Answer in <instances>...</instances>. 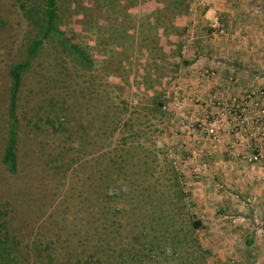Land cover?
<instances>
[{"label":"rangeland","instance_id":"374dc122","mask_svg":"<svg viewBox=\"0 0 264 264\" xmlns=\"http://www.w3.org/2000/svg\"><path fill=\"white\" fill-rule=\"evenodd\" d=\"M125 1L58 0L61 28L90 53L93 69L76 65L54 41L45 43L19 92L20 165L13 174L1 161L8 71L25 57L35 30L18 0H0V210L17 236L16 252L24 264H84L95 234L97 264H214L203 230H180L171 238L166 231L170 216L181 220L171 211L173 173L186 194L187 210L197 218L179 173L176 121L167 102L173 101L195 40L221 39L228 34L226 25L215 13L225 33L212 36V17L193 21L195 11L207 7L195 1L191 8L189 0L187 14L177 21L180 33L171 41L158 38L167 53L154 56L151 70L155 44L147 36L161 30L146 21L148 4L129 0L125 7ZM189 36L193 41L182 51ZM48 118L61 126L54 129ZM85 197L101 205L95 234L93 217L84 213ZM140 230L145 235L136 242ZM142 249L148 258L139 260Z\"/></svg>","mask_w":264,"mask_h":264},{"label":"crops","instance_id":"0c3cea01","mask_svg":"<svg viewBox=\"0 0 264 264\" xmlns=\"http://www.w3.org/2000/svg\"><path fill=\"white\" fill-rule=\"evenodd\" d=\"M202 11L193 12L194 22L218 13L228 34L195 40L167 102L176 121L179 173L213 263L264 264V152L259 161L246 162L244 146L228 130L218 142L191 126L215 95H229L224 86L231 78L232 93L264 88V0H217ZM205 69L214 76L203 75Z\"/></svg>","mask_w":264,"mask_h":264},{"label":"trees","instance_id":"16d2710c","mask_svg":"<svg viewBox=\"0 0 264 264\" xmlns=\"http://www.w3.org/2000/svg\"><path fill=\"white\" fill-rule=\"evenodd\" d=\"M129 0H126L123 5L127 7ZM135 3L148 4L147 9L149 13L145 15L146 21H150V26L154 27L155 30L160 29V34L157 36H147V38L155 44V51L150 52L153 57L151 70L153 66L157 64L154 56H163L167 53V47L164 44L158 45V38L164 36L169 37L170 41L175 37V34L180 33V27L177 21L185 16L189 9V0H152L147 3V0H132ZM19 7L26 16L28 22L32 25L35 30V34L31 37L30 41L26 45L25 57L19 61L13 63L9 68V89H8V104H7V121L8 129L5 140L4 151L1 157L2 163L10 173H17L19 169V155H18V138H19V118H18V101L19 92L22 86L24 74L32 69L33 59L37 57L41 49L46 42L54 41L63 53H66L71 57L73 62L83 67L86 70L93 69V58L85 48L76 43L71 36H69L65 30L61 28V17L59 13L58 0H18ZM122 3V2H120ZM132 5V3H131ZM130 25V24H129ZM127 28V26H126ZM134 29V28H133ZM144 40L143 34H138ZM146 37V36H145ZM178 43V42H177ZM177 46V45H176ZM168 49H171L169 47ZM185 63L189 61L184 60ZM122 69V63L116 67L114 71L119 72ZM124 69V68H123ZM150 70V71H151ZM122 73L121 75H123ZM158 106L155 105L154 111L158 110ZM46 123L57 130L61 126V122L55 120L46 119ZM93 172V171H92ZM173 185L176 186L174 199L171 200L174 210L181 217L180 224L174 221L173 216L168 218V224L166 231L171 238L175 234H180L181 231L186 230H197L201 227L202 222L198 218H193L187 210L186 194L178 184V178L173 173ZM176 199V200H175ZM87 201V202H86ZM101 211V205L98 202H93L90 197H85L84 200V213L89 217H93V233L95 234L99 230V225L94 224L98 221L97 214ZM143 222V218H141ZM176 223L179 226H175ZM190 223L189 227H186ZM145 235V231L136 232V242ZM96 234L92 238L95 240L91 252L84 258V264H97L100 261L98 257L100 250L98 249V240ZM19 241L17 236L11 231L8 220L3 217L0 210V264H24V259L19 257L16 250ZM36 246V244L34 243ZM197 250L200 255L204 252L203 248L199 243L196 244ZM175 252V251H174ZM40 254V253H39ZM144 254V255H143ZM149 253L139 254L138 259L142 260V257L148 258ZM41 255V254H40Z\"/></svg>","mask_w":264,"mask_h":264},{"label":"built area","instance_id":"2783aa9c","mask_svg":"<svg viewBox=\"0 0 264 264\" xmlns=\"http://www.w3.org/2000/svg\"><path fill=\"white\" fill-rule=\"evenodd\" d=\"M195 1L208 9L217 0H191V8L196 6ZM208 24L212 36L225 33L224 24L217 16H213ZM192 41V36H189L182 51L187 50ZM214 74L210 69L203 71L207 77H213ZM234 86L231 78L224 86L229 95H215L208 103L206 112L194 120L191 126L218 142L222 140L223 131L228 130L236 136L237 143L245 148L240 153L241 159L255 163L263 157L264 152V88L232 93Z\"/></svg>","mask_w":264,"mask_h":264}]
</instances>
